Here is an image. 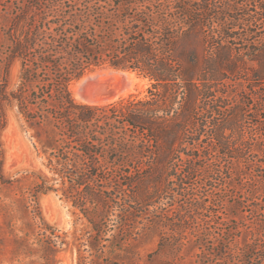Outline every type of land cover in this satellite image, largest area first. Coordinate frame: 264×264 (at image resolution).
I'll list each match as a JSON object with an SVG mask.
<instances>
[{"label":"trees","instance_id":"obj_1","mask_svg":"<svg viewBox=\"0 0 264 264\" xmlns=\"http://www.w3.org/2000/svg\"><path fill=\"white\" fill-rule=\"evenodd\" d=\"M3 7L0 106L16 108L59 185L42 176L38 187L61 191L90 225L89 264L107 233L134 241L151 228L158 250L193 253L189 264H264V0ZM103 67L150 87L76 102L71 83Z\"/></svg>","mask_w":264,"mask_h":264},{"label":"rangeland","instance_id":"obj_2","mask_svg":"<svg viewBox=\"0 0 264 264\" xmlns=\"http://www.w3.org/2000/svg\"><path fill=\"white\" fill-rule=\"evenodd\" d=\"M5 2L0 0V50L6 25L3 13ZM107 68L86 72L73 81L70 85L72 98L82 103L75 96L72 86L85 75L111 69ZM133 73L137 80L132 84V90L110 103L146 94L150 81ZM3 75L0 65V88ZM17 80L18 67L14 66L8 91L14 88ZM107 80L108 84H116L118 89L127 85L122 75ZM42 176L49 179L46 186L59 187L51 180L46 158L32 140L31 131H26L16 108L4 103L0 106V264H82L80 253L87 257L85 264H89L94 258L88 246L92 233L90 225L73 207L72 201L62 196L61 191L46 192L45 186L43 189L38 187ZM163 231L169 235L167 228H163ZM160 232L151 228L137 240L119 242L112 238L115 234L113 230L106 235V238L111 236L109 242L100 243L102 259L95 264H189L190 259L195 258L193 253L184 251L177 253L169 248L158 250ZM184 253L187 254L185 260L176 259L177 255L183 256Z\"/></svg>","mask_w":264,"mask_h":264},{"label":"bare ground","instance_id":"obj_3","mask_svg":"<svg viewBox=\"0 0 264 264\" xmlns=\"http://www.w3.org/2000/svg\"><path fill=\"white\" fill-rule=\"evenodd\" d=\"M119 75L124 76L127 85L123 86L122 88H119L115 94L104 96L101 99L95 101L90 100L84 94L83 90L87 89L88 87L90 88L95 86V83L103 85L104 83H108L109 80L107 79L118 78ZM136 80H137L136 74L133 72L108 69V70H101L97 73H90L88 75H85L75 85L72 86V89L74 90L77 99L80 100L82 103L105 105L110 102H113L119 96L127 95L132 90L131 86Z\"/></svg>","mask_w":264,"mask_h":264},{"label":"water","instance_id":"obj_4","mask_svg":"<svg viewBox=\"0 0 264 264\" xmlns=\"http://www.w3.org/2000/svg\"><path fill=\"white\" fill-rule=\"evenodd\" d=\"M116 70H120V69H116ZM117 90H118V86L116 84L104 83L103 85L101 84V85H95L90 88L88 87L87 89L83 90V92L90 100L95 101L101 99L104 96L115 94Z\"/></svg>","mask_w":264,"mask_h":264}]
</instances>
